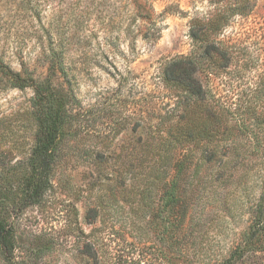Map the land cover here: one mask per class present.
Returning <instances> with one entry per match:
<instances>
[{
    "label": "rangeland",
    "instance_id": "rangeland-1",
    "mask_svg": "<svg viewBox=\"0 0 264 264\" xmlns=\"http://www.w3.org/2000/svg\"><path fill=\"white\" fill-rule=\"evenodd\" d=\"M217 7L229 24L211 38L228 63L191 35ZM57 57L76 117L42 200L4 214L19 264H212L238 244L236 264H264L247 237L264 198V0H0V59L43 78ZM185 58L201 96L168 77ZM33 95L0 83V182L14 192L35 141ZM171 144L183 163L167 200Z\"/></svg>",
    "mask_w": 264,
    "mask_h": 264
},
{
    "label": "trees",
    "instance_id": "trees-1",
    "mask_svg": "<svg viewBox=\"0 0 264 264\" xmlns=\"http://www.w3.org/2000/svg\"><path fill=\"white\" fill-rule=\"evenodd\" d=\"M221 1L223 0H211L212 3ZM236 1L239 4L240 0ZM241 1L248 2V0ZM244 8H247L246 4L237 5L235 8L230 9L245 13L240 10ZM224 12H227L225 8L217 7V10L207 22L200 23L197 19V22L193 20L191 35L195 40L202 41L204 55L213 58V52L218 51L228 63L230 55L229 53L227 54V50L222 49L220 51L217 46L218 43L211 38V34H217L229 24V17ZM67 69L63 57L51 58L45 77L36 78L28 68L24 67L21 70H15L9 63L0 59V83H2L3 87L33 88L34 95L31 107L32 115L37 125L34 145L24 166L26 174L21 180L20 189L14 192L12 188L7 186L5 180V183L0 182V207L5 209L0 217V249L9 264H19V261L15 255L14 229L5 217L6 212L11 214L18 208L37 204L42 200L44 194L51 187L53 168L60 157L66 136L76 117L74 114V104L76 103L74 93L60 82V79L63 81L66 78ZM176 69H178V74H173L171 71L168 74L169 78L178 81L179 86L181 84L184 85L188 92L196 96H201L205 93L199 78L195 76L197 65L193 63L191 58L179 61L176 64ZM215 120V118H209V123L204 124L206 126L204 129L210 132L213 126L212 122H214V126L218 124ZM191 126L194 125H190V123L187 125L188 136L194 135ZM175 147L172 144L166 147L161 146V178L166 180L163 186H169L172 192V195L167 200L177 198L176 193H174L175 188L178 187V176L176 178V174L180 175L182 171L183 160L179 157L181 151H177V147L176 149ZM150 152H153V150L151 149ZM170 177H173L171 181H169ZM15 194L19 195L16 201L19 203H17L18 205L15 202H10L15 201V198L18 197ZM10 204H12V208L9 207ZM254 220L247 237L254 244L257 251H263L264 198L257 204V216ZM245 253V247L242 244H238L228 257L217 259L212 264H236L243 258Z\"/></svg>",
    "mask_w": 264,
    "mask_h": 264
}]
</instances>
